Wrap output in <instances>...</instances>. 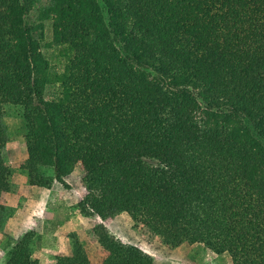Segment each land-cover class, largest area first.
<instances>
[{"label":"trees","instance_id":"1","mask_svg":"<svg viewBox=\"0 0 264 264\" xmlns=\"http://www.w3.org/2000/svg\"><path fill=\"white\" fill-rule=\"evenodd\" d=\"M4 107L21 117L28 184L66 187L82 164L75 207L100 219L99 264H152L106 230L119 212L163 245L264 264V0H0ZM5 142L0 123L11 191ZM11 212L0 204V230ZM67 238L44 264H90ZM34 240L2 264H41Z\"/></svg>","mask_w":264,"mask_h":264},{"label":"rangeland","instance_id":"2","mask_svg":"<svg viewBox=\"0 0 264 264\" xmlns=\"http://www.w3.org/2000/svg\"><path fill=\"white\" fill-rule=\"evenodd\" d=\"M0 123L3 124L6 136V142L2 147L1 153L4 160L3 164L6 170L9 172V180L13 184V188L11 191H0V204L10 208V205L6 204V202L9 200L6 199L5 196L9 193H15L17 187L22 183L24 185H28L25 173L18 168L19 164L23 161L26 154L22 136V122L21 117L17 112V109L13 107H4L0 116ZM47 171L49 174H52L51 171ZM71 172L67 176L63 177V181L65 182L66 187L61 186L62 184H57L59 189L62 191L63 187L69 188L74 187L76 185L77 188H80V190L82 188V190L84 191L85 188L82 185L80 178L84 173L82 164L80 162H76ZM25 195L28 196L29 193L24 191V189L20 191L14 203V206L15 204H21L22 207L24 201H26L24 200L26 199ZM73 197L77 200H80L82 198L81 195L77 194L76 192H74ZM54 203L57 205L59 204L58 206L60 207V209L63 208L62 210H59L57 212V219L61 220L62 218H67L70 215L69 213H71L72 206H70L69 208L66 207L67 205H64V198L57 197ZM73 208L76 209L75 205H73ZM73 215L74 214H72V216ZM109 218L110 220H116V223H118L119 226H123L124 224H126L127 228L124 234H122L119 231V226H117L118 228H115L114 230L113 224L110 223L112 225V229L110 228L111 230H109V228H106V230L110 234H112V230L115 231L116 234L112 235L119 240L120 238H123L125 241H120L125 244H131L136 246L143 243V245L145 246H143V251L151 257L153 256L152 253L155 256L152 257V264H162V262H164L165 264H230L229 257L225 253L214 254L211 251L206 250L201 243L194 242L189 244L187 242H182L176 247H169L163 245L162 243H160L156 236H150L148 233H145L146 231L140 224H136L135 227H132L133 222L125 212H119ZM27 231L33 230L28 229L24 232H20V234L13 237L8 235L7 231H5L2 225V229L0 230V264H2L5 258V253L9 249V247ZM35 234L38 235V240H34V243L32 245L31 257L36 259L41 264L53 263L54 256H61L59 255L61 253V250L59 248H53L54 250L51 251L46 250V246L49 243V240L42 236L40 233L35 232ZM95 242L97 243L96 237H94V239H92L90 242L83 241V244H81L84 248V243H86L87 246L90 248L91 246H93V244H95ZM51 245L52 244H49V246ZM98 247L102 250L104 256L105 251L100 246ZM90 257L95 259L93 254H90ZM96 264H98V262H96Z\"/></svg>","mask_w":264,"mask_h":264},{"label":"crops","instance_id":"3","mask_svg":"<svg viewBox=\"0 0 264 264\" xmlns=\"http://www.w3.org/2000/svg\"><path fill=\"white\" fill-rule=\"evenodd\" d=\"M57 184L59 185L60 183L55 181L51 183L48 188H45L30 184L24 185L22 183L17 187L15 193L7 194L5 198L9 201H7L6 204L10 205L12 212L5 219L3 227L5 231H7L8 235L13 237L20 234V232H24L28 229L40 233L42 236L49 240L47 246H49V244H52L49 247L46 246V250L51 251L59 248L61 250V253L59 255H66L69 248L67 238L69 232H74L82 244L83 241L90 242L92 239H94L90 229L95 223L100 222V219L95 215L83 216L78 212L76 207V209L73 208V205H75V203L78 201L73 197L74 192L81 195L82 197L86 192L85 189L84 191L82 190V188L80 190V188H77L75 185L74 187L69 188L61 187V191ZM23 189L24 191L29 193L28 196L25 195L26 199L24 200L26 201H24L22 207L21 204H15L14 206L19 192ZM57 197L65 199L64 205H67L66 207L69 208L70 206H72L71 213L74 214L73 216L68 212L70 215L67 218H62L61 220L57 219V212L63 209H60V207L58 206L59 204L57 205L54 203ZM116 222V220H110V218L103 221L105 227L107 229L109 228V230L112 229V225L110 223L113 224L114 230L115 228H118L117 226L119 225ZM126 228V224H124L123 226L120 225V233L124 234ZM112 234L115 235V231L112 230ZM120 240L125 241L123 238H120ZM84 245V249L90 264H96V262H98L99 264L100 260L103 257V252L98 247L99 245L96 242L90 248L86 243H84ZM136 246H138L142 251L145 247L143 243ZM90 254H93L95 259L91 258ZM152 255V257H155L153 253ZM162 264L165 263L162 262Z\"/></svg>","mask_w":264,"mask_h":264}]
</instances>
